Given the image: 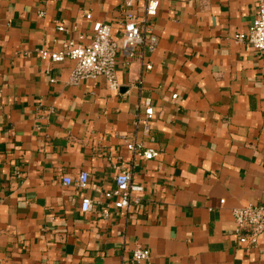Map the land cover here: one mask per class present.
Returning a JSON list of instances; mask_svg holds the SVG:
<instances>
[{
  "label": "crops",
  "instance_id": "crops-1",
  "mask_svg": "<svg viewBox=\"0 0 264 264\" xmlns=\"http://www.w3.org/2000/svg\"><path fill=\"white\" fill-rule=\"evenodd\" d=\"M131 1L142 18L149 0ZM262 1L161 0L156 51L120 56L111 91L104 78L69 85L74 62L40 51L89 43L86 15L112 26L122 0H0V264H132L137 247L151 252L144 264H264V234L239 245L233 218L264 205V56L235 40ZM146 99L149 135L135 125ZM122 136L161 157L133 158ZM122 165L146 189L141 207L82 213L84 197L105 203ZM82 172L85 191L64 185Z\"/></svg>",
  "mask_w": 264,
  "mask_h": 264
},
{
  "label": "built area",
  "instance_id": "built-area-1",
  "mask_svg": "<svg viewBox=\"0 0 264 264\" xmlns=\"http://www.w3.org/2000/svg\"><path fill=\"white\" fill-rule=\"evenodd\" d=\"M161 0H149L143 8L144 16L140 18L134 12L127 10L132 6L131 0H122L121 16L111 26L102 22H93L91 14L86 15V20L92 22V40L87 43L84 36L78 41H68L62 52L40 51L42 59H50L53 63L63 64L66 61L74 62V68L70 75L69 85L80 86L86 81H96L104 78L111 91L120 88L117 76L118 59L124 58L126 65H130L135 59L144 61V54L154 53L158 46V38L151 34L148 25L155 18L160 8ZM41 15H43L41 13ZM113 26L122 31V41L119 43L114 36ZM59 32H66L64 26L58 27ZM235 40L241 44H249L264 56V1L261 2L257 18L247 32L239 33ZM142 50L143 53H139ZM147 71L152 69L151 64L146 65ZM178 95H173L176 100ZM155 110L151 99L145 101V115L135 122V125H143L147 135L150 134L149 120L154 116ZM133 158L142 161H154L161 157L162 152L145 147L143 144L132 141L128 136H122ZM90 174L82 172L76 179L70 176L63 178L65 186L73 184L80 191H85L90 182ZM146 189L143 185L133 181L131 172L125 165L118 168L114 186L103 193L105 203H95L92 199H81V211L91 214L99 206H102L101 217L109 221L117 213H127L131 209L138 210L143 204ZM225 204V201H222ZM236 228L234 236L239 245L247 249L258 246L261 236L264 234V205H249L233 211ZM151 259V252L142 247H137L133 252L131 263L144 264Z\"/></svg>",
  "mask_w": 264,
  "mask_h": 264
}]
</instances>
